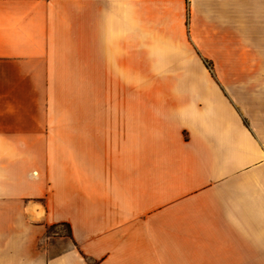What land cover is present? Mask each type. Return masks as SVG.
Here are the masks:
<instances>
[{"label": "crops", "instance_id": "crops-1", "mask_svg": "<svg viewBox=\"0 0 264 264\" xmlns=\"http://www.w3.org/2000/svg\"><path fill=\"white\" fill-rule=\"evenodd\" d=\"M0 264H264V0H0Z\"/></svg>", "mask_w": 264, "mask_h": 264}, {"label": "rangeland", "instance_id": "rangeland-1", "mask_svg": "<svg viewBox=\"0 0 264 264\" xmlns=\"http://www.w3.org/2000/svg\"><path fill=\"white\" fill-rule=\"evenodd\" d=\"M142 86H136V90L140 89ZM68 228L66 225L52 226L48 227L44 239L40 242V247L48 249L50 252H58L66 247L67 242L60 239V236L68 235ZM45 237H49L46 238Z\"/></svg>", "mask_w": 264, "mask_h": 264}]
</instances>
